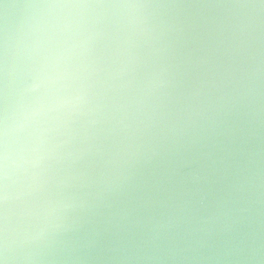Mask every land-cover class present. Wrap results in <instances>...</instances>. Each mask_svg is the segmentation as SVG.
<instances>
[{"label":"clouds","instance_id":"9594fccd","mask_svg":"<svg viewBox=\"0 0 264 264\" xmlns=\"http://www.w3.org/2000/svg\"><path fill=\"white\" fill-rule=\"evenodd\" d=\"M23 8L139 14L114 21L110 115L83 139L87 21L14 41L5 15L0 264H264V0Z\"/></svg>","mask_w":264,"mask_h":264},{"label":"water","instance_id":"95a60500","mask_svg":"<svg viewBox=\"0 0 264 264\" xmlns=\"http://www.w3.org/2000/svg\"><path fill=\"white\" fill-rule=\"evenodd\" d=\"M80 3H136L147 0H79ZM230 2V0H226ZM244 3L259 4L260 0H240ZM28 3H40V0H2L0 2V17L7 15L9 27L15 41L27 28V25L36 21H57L70 17L83 18L87 21L85 28L95 34L94 46L91 55L84 53L85 62L95 61L97 68L93 75L86 78L85 83L91 85L89 103L83 108V114L71 121V129L80 133L83 139V129L93 130L98 125L90 124L92 120H106L110 115L109 107L114 95L109 87L113 83L109 79L111 71V57L109 55L111 34L114 31V21L121 16H133L139 13L133 10L119 9H60V8H23ZM49 4H55L49 0ZM6 6L9 8L6 12ZM93 109V111H89ZM67 135V130H64ZM76 145H73L75 147Z\"/></svg>","mask_w":264,"mask_h":264},{"label":"snow or ice","instance_id":"6c2138e0","mask_svg":"<svg viewBox=\"0 0 264 264\" xmlns=\"http://www.w3.org/2000/svg\"><path fill=\"white\" fill-rule=\"evenodd\" d=\"M2 2V0H0ZM55 4H72L80 3L79 0H53ZM38 3H28V5ZM39 4H49V0H40ZM3 32H4V18L0 17V70L3 64ZM0 168H2V147H0Z\"/></svg>","mask_w":264,"mask_h":264}]
</instances>
